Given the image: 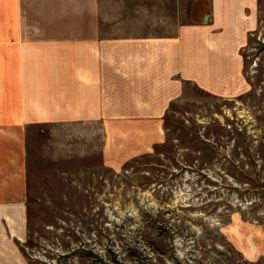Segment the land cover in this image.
Returning <instances> with one entry per match:
<instances>
[{
    "label": "rangeland",
    "instance_id": "374dc122",
    "mask_svg": "<svg viewBox=\"0 0 264 264\" xmlns=\"http://www.w3.org/2000/svg\"><path fill=\"white\" fill-rule=\"evenodd\" d=\"M21 2L19 28L27 37L98 35L125 52L134 38L157 50L155 39L180 37L181 24L205 26L212 5ZM257 2L256 24L237 47V73L209 74L236 78L215 91L178 76L183 92L161 120L146 123L158 134L145 150L128 153L107 132L121 137L143 122L60 123L29 132L21 242L28 264H264V0ZM211 26L202 30L208 38L219 34ZM135 44L143 50L142 40Z\"/></svg>",
    "mask_w": 264,
    "mask_h": 264
},
{
    "label": "crops",
    "instance_id": "0c3cea01",
    "mask_svg": "<svg viewBox=\"0 0 264 264\" xmlns=\"http://www.w3.org/2000/svg\"><path fill=\"white\" fill-rule=\"evenodd\" d=\"M257 4L212 0L208 23L211 20L218 35L208 38L202 33L208 23L181 24L180 37L155 39L157 50L147 38H134L125 52L98 35L27 37L19 28L21 0H0V264H28L21 242L28 227L29 132L60 123L143 122L121 137L119 130L107 132L116 142L121 138L118 146L128 147V153L145 150L158 134L146 123L161 120L167 103L183 92L178 76L190 75L215 91L236 78L229 74L237 73V47L256 24ZM136 40L144 42L143 50ZM213 41L218 48L210 44ZM218 62L223 68L206 70ZM226 72L227 77L209 76Z\"/></svg>",
    "mask_w": 264,
    "mask_h": 264
}]
</instances>
